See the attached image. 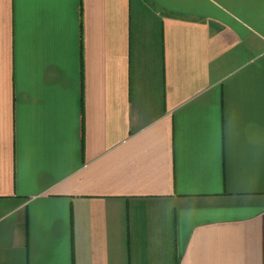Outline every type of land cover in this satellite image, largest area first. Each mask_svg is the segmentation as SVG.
Listing matches in <instances>:
<instances>
[{"label": "crops", "instance_id": "0c3cea01", "mask_svg": "<svg viewBox=\"0 0 264 264\" xmlns=\"http://www.w3.org/2000/svg\"><path fill=\"white\" fill-rule=\"evenodd\" d=\"M0 264H264V0H0Z\"/></svg>", "mask_w": 264, "mask_h": 264}]
</instances>
